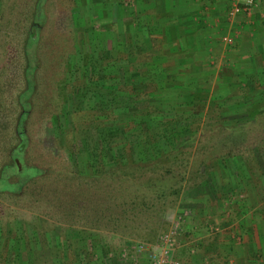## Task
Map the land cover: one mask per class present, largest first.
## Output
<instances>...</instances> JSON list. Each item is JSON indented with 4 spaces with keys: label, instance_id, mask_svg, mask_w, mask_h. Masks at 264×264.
<instances>
[{
    "label": "rangeland",
    "instance_id": "1",
    "mask_svg": "<svg viewBox=\"0 0 264 264\" xmlns=\"http://www.w3.org/2000/svg\"><path fill=\"white\" fill-rule=\"evenodd\" d=\"M38 1L0 0V264H25V250L29 256L32 254V264H61L65 257H72L71 254L76 258L72 264H104L107 252L112 255L111 264H149L147 253L138 251L135 246L140 242L150 243L147 238L156 234L154 242H151L155 243L158 235L169 231H173V255L183 264H196L192 255L202 253H206L202 264H237L236 238L232 237L241 218H247L245 223L251 225L246 215L249 211L244 210L254 207V219L262 220L264 217V129L255 125L248 132L246 128L247 140L229 147L235 157L225 162L217 157L228 152L227 148L213 152L212 142L229 132V129H218L219 124L229 127L233 118L238 123H247L246 106L240 105L241 101H245L244 97L250 99V103L258 100L264 103V69L243 87L230 93L235 99L228 95L223 99L210 100L205 105L199 104L203 111L199 124L194 125L203 130L185 144L191 146L185 148L190 151L185 156L189 180L175 198V206L164 217L146 221V217L142 216L141 225L131 231L93 227L95 232L91 234L85 229L90 228V224H85L80 215L87 207L82 206L87 202L84 198L94 193L90 188L97 182L86 184L84 179L72 173L78 168L58 136V127L63 122L60 116L69 115L71 103H65V97L60 99L58 94L65 77L75 76V66L78 67L77 85L83 84L87 88L91 81L89 75L93 73L92 62L100 69L105 68L108 60L114 65L112 59L117 56L123 61L122 50L108 47L106 12L109 7L112 11L119 10L124 0H43L39 18L35 15ZM87 2L97 4V14L91 11L89 4H85ZM35 24L38 29H33ZM112 27L117 29L115 25ZM31 31L37 32V61L30 64L32 70L35 68V83L30 89L31 107L22 130L28 143L27 153L34 166L26 165L24 154L19 167L12 154L21 141L17 127L21 110L18 94L26 87L28 56L25 49ZM30 51L34 53L32 49ZM85 63L88 66L82 68ZM111 65L109 69H103V73L110 70L113 76L115 72ZM126 71L121 66L118 79L107 82L96 83L92 79L98 104L93 108L95 111H103L99 95L104 87L114 89L117 84L112 83L124 82V76L130 72ZM116 103L121 107L109 109L112 114L110 119L106 121L96 112L94 121H91L92 124L101 122L107 125L109 147L113 149L123 146L124 141L136 139L131 130H121L136 118L123 108L128 105L125 96L118 98ZM228 106L229 111L225 109ZM138 107L144 109L146 104L141 102ZM140 117L144 118V115ZM84 118L81 116L78 123L74 122L78 126L77 131L71 121H65L64 126L67 130L72 128L70 131L76 133L73 139L81 145L85 138L91 140L92 146L101 144L98 131L85 128L90 120L83 121ZM189 135L190 132H187L181 139ZM74 158L76 161L77 154ZM37 166L48 173L40 187L26 195L14 193L21 191L30 177L41 174ZM42 188L47 190L44 195L39 192ZM71 199L80 201V205L76 204L80 214L64 211L60 206ZM202 231L207 236L203 237ZM252 240L249 239L250 242ZM124 251L125 256L122 255Z\"/></svg>",
    "mask_w": 264,
    "mask_h": 264
},
{
    "label": "trees",
    "instance_id": "2",
    "mask_svg": "<svg viewBox=\"0 0 264 264\" xmlns=\"http://www.w3.org/2000/svg\"><path fill=\"white\" fill-rule=\"evenodd\" d=\"M42 1L43 0H39L37 2L35 15L38 18L41 17L39 13L41 11ZM83 2H86V0H83ZM85 4L87 5L89 3L87 2ZM120 4L122 5V3ZM96 6L97 4L91 3L88 7H91V11H95V14H97ZM106 14H108V12H106ZM33 29H38V25H33ZM36 34L37 32L31 31L27 39L29 42L26 43L25 49L28 56V63L25 68L27 82L26 87L18 94V102L21 110L17 127L19 129L18 134L21 137V141L18 147L14 149L12 157L19 167L24 160L22 157L24 154L26 155L24 160L26 165L28 167L34 166L27 153L28 143L23 135L22 127L29 116L31 107V96L29 94L32 85L35 83L33 79V71L35 68L32 70L30 64L37 61L36 46L38 39ZM31 49L34 52L33 54L30 51ZM112 60L114 61V65H111L108 60L105 68L101 67L100 69H98L96 63V65H94L92 60H90L92 62H90V66L93 73L89 75L91 81L90 85H87V88L82 86L83 84L77 85L76 78L78 67L75 66L73 68L76 70L75 76H71V78L68 76L65 77L61 82V92L58 94L60 99L65 97V103L67 101L71 103V108L68 112L69 115L66 116L63 114L62 118L60 116L63 122L58 127V136L61 139V145L68 148L67 150H69L71 153L70 155H72L71 159H74L73 162L78 168L77 172L72 170V173L74 172V175L84 179L86 184L91 182L95 184L97 182V184L92 186L93 188H90L89 185L87 186L88 190L91 189V191L94 192L89 193L88 198H84L85 200L87 199L86 201L90 204H87L86 201V203H82V206H87L89 209L91 208V210L88 211L86 210L87 207H84V209H86L80 215L85 224H90V228L85 229H88V233L91 234L95 232L93 231V227L113 231H131L136 228L138 229L141 225L143 221L142 216L146 217V221H153L154 219L159 220L164 217L166 212L175 206V198L177 199L179 193L189 180L187 176V159H185V156L187 153H190V151L185 148L191 146H186L185 144H188V141L191 139H195V136L203 130L202 128L200 131V128L194 125V123L199 124L203 109L186 108L181 104L175 106V103L172 102H170L169 105L165 103L162 104L156 95L149 93V88H152L150 84L138 82V80L136 81L130 77L129 74L124 76V82L112 83L117 84L114 89L104 87L99 95L103 111H95L93 108H96L98 104L96 105L97 102L93 91L94 84L92 79L96 83L99 81H111L114 78L118 79L119 70L121 66L122 68L124 67L122 57L117 56ZM120 61L122 62L119 63ZM110 65L114 68L115 73L113 76L110 70L108 71L109 73H103V69H109ZM86 66L88 65L85 63L82 68ZM258 72L260 73L262 71ZM96 90H98V88H96ZM228 95L235 99V96L232 94L230 95L228 92H219L213 95L211 102L217 98L223 99L225 96L229 97ZM122 96H125L128 102V105L123 106V108L128 110V112L136 118L134 121H130L126 124V127L121 130H124V132L131 130V133L136 139L124 141L123 146L118 149H113V147H109V131L107 125H103L101 122L92 124L91 121H94L95 118H93V116H96V112L98 115L100 113L101 117H105L104 120L107 121V119H110L112 114L109 109L111 110L112 107L114 109L121 107L118 106L116 100L118 98L120 99ZM174 98L175 97H173V99ZM244 100L245 101H241L242 103H240V105L246 106L247 115L245 117H247V123H238L237 119L233 118V124L229 127L218 125V129L220 130L229 129V132L225 131L226 135L224 137H217L212 142L213 152H216V150H224V147L228 150V152L217 157L221 162H225L228 158L235 157V153L233 154L232 149L229 147L238 146L240 142H245L247 140V134L251 129L250 127L261 125V128L264 129V103L262 101L260 103L259 100L256 103H250L248 102L250 99H247V97H244ZM141 102L146 104L144 109L138 107ZM187 105H189V103ZM230 106L225 107V109L229 111ZM225 109L224 113L227 114ZM115 110H113V112ZM141 115H144V118H141ZM81 116L86 117L82 119L83 121L90 120L89 126L85 128H89V130L92 128L98 131L101 144L98 145L97 143L92 146L91 140L85 138V142L81 145L73 139L76 138V133L70 131L72 128L67 130V127L64 126L65 121H71L77 131L78 126L74 122L79 121ZM187 132H190L189 137L182 140L181 136ZM70 133L71 136H69ZM70 142L74 143L69 145ZM73 153L77 154L78 158H76V161L74 158L75 154L73 156ZM40 170L41 174L32 176L24 182L21 191L12 192L26 195L30 191H36L35 189L40 187L41 181L48 175L46 169L42 170L40 168ZM46 191V188H42L39 192L44 195L43 193ZM92 201H94V207L92 206ZM161 203H164V205ZM76 204L80 205L81 203L80 201L72 200L62 202L60 206L64 211L69 210L70 212L80 214L79 209L76 208ZM155 238L156 234L154 237L147 239L148 242L151 243L154 242ZM26 241L27 240H25V244ZM25 255V264H32V262H34V258L31 256L32 254L30 253L29 256L25 250ZM71 256L72 257H65L63 263L61 261V264H72L76 262L75 256L72 254ZM110 256L112 257V255H109L107 252L104 264H111L112 259Z\"/></svg>",
    "mask_w": 264,
    "mask_h": 264
},
{
    "label": "crops",
    "instance_id": "3",
    "mask_svg": "<svg viewBox=\"0 0 264 264\" xmlns=\"http://www.w3.org/2000/svg\"><path fill=\"white\" fill-rule=\"evenodd\" d=\"M237 5L246 0H124L119 10L109 7L108 47L123 51L130 77L150 84L162 104L199 108L264 69V0L248 12H233ZM253 208L244 210L251 225L241 218L232 237L237 264H264V217L254 219ZM205 254H193V261L202 264Z\"/></svg>",
    "mask_w": 264,
    "mask_h": 264
},
{
    "label": "built area",
    "instance_id": "4",
    "mask_svg": "<svg viewBox=\"0 0 264 264\" xmlns=\"http://www.w3.org/2000/svg\"><path fill=\"white\" fill-rule=\"evenodd\" d=\"M256 0H246L245 6H235L233 12L240 11H250L251 6ZM224 41L232 42L233 38L231 36H224ZM173 231L164 232L158 235L157 241L155 243H138L135 248L138 251L146 252L149 258V264H183L180 259L173 255L174 251L172 249L173 245ZM126 251L122 253L125 256Z\"/></svg>",
    "mask_w": 264,
    "mask_h": 264
}]
</instances>
